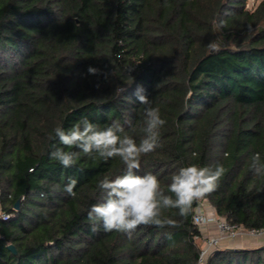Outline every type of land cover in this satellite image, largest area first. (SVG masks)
I'll list each match as a JSON object with an SVG mask.
<instances>
[{
	"label": "trees",
	"instance_id": "16d2710c",
	"mask_svg": "<svg viewBox=\"0 0 264 264\" xmlns=\"http://www.w3.org/2000/svg\"><path fill=\"white\" fill-rule=\"evenodd\" d=\"M247 1L0 0V207L10 214L0 218V264H200V200L187 218L165 210L176 228L92 231L98 182L125 166L81 153L65 169L50 158L61 146L54 129L82 117L101 128L119 121L139 143L138 87L166 123L137 174L157 175L166 190L179 168L220 163L204 198L231 222L264 229V176L251 169L254 153L264 157V0L254 10ZM210 264H264V246L218 247Z\"/></svg>",
	"mask_w": 264,
	"mask_h": 264
},
{
	"label": "clouds",
	"instance_id": "9594fccd",
	"mask_svg": "<svg viewBox=\"0 0 264 264\" xmlns=\"http://www.w3.org/2000/svg\"><path fill=\"white\" fill-rule=\"evenodd\" d=\"M220 47L218 41L208 44V48L213 51H218ZM88 72L96 74L98 69L89 67ZM134 95L137 102L144 106L145 135L139 143L126 133L124 125L119 121L101 128L87 117H82L66 130L62 127L54 129L55 138L61 146L53 145L49 155L65 169L72 168L81 153L105 161L118 157L125 166L126 170L122 175H117L114 179L105 176L98 182L97 187L104 193V200L92 205L87 212L92 231L102 225L105 232L116 231L131 237L141 225L179 227L177 220L163 215L165 210L177 209L179 217L187 218L193 203L214 192L225 172L220 163L214 167L190 164L179 168L171 176L166 190L161 187L157 175L151 172L137 174L141 166L140 158L160 146V129L166 121L161 117L160 110L152 106V100L144 94L142 87H138ZM126 123L131 127L130 121ZM251 161L253 173L264 176V157L256 152L251 156ZM77 183L75 178H68L64 188L68 196H76L74 189Z\"/></svg>",
	"mask_w": 264,
	"mask_h": 264
},
{
	"label": "built area",
	"instance_id": "2783aa9c",
	"mask_svg": "<svg viewBox=\"0 0 264 264\" xmlns=\"http://www.w3.org/2000/svg\"><path fill=\"white\" fill-rule=\"evenodd\" d=\"M9 217L10 214L4 212L0 208V218L8 219ZM193 221L201 230L210 226L216 228L215 233H210L205 236V245L201 248L200 253V264H205L207 257L212 251L220 247V244L227 239H235L241 236H252L257 238L264 236L263 228H247L243 225L233 223L226 217L217 214L214 207L206 198L200 199L193 214Z\"/></svg>",
	"mask_w": 264,
	"mask_h": 264
},
{
	"label": "rangeland",
	"instance_id": "374dc122",
	"mask_svg": "<svg viewBox=\"0 0 264 264\" xmlns=\"http://www.w3.org/2000/svg\"><path fill=\"white\" fill-rule=\"evenodd\" d=\"M261 0H248L247 1V8L251 9V10H254L258 4L260 3ZM209 209V208H207ZM203 230V236L202 237H198L197 238V243L200 245V247L202 248L204 245H205V236L206 235H209L210 233H215L216 231V228H214V231L212 230L211 226L210 227H207V228H204L202 229ZM264 236H262L261 238H263ZM260 237L257 238V237H250V236H241V237H238V238H235V239H243L245 243L247 244H250L251 240L252 239H261ZM230 239H227L225 241H223L220 245V247H222L224 244H227L228 241ZM223 247H226V246H223Z\"/></svg>",
	"mask_w": 264,
	"mask_h": 264
},
{
	"label": "crops",
	"instance_id": "0c3cea01",
	"mask_svg": "<svg viewBox=\"0 0 264 264\" xmlns=\"http://www.w3.org/2000/svg\"><path fill=\"white\" fill-rule=\"evenodd\" d=\"M211 228L214 231V226H211ZM262 245H264V237L261 239H252L250 244L245 243L243 239H230L228 243L224 244L223 246L233 247V248H253Z\"/></svg>",
	"mask_w": 264,
	"mask_h": 264
},
{
	"label": "water",
	"instance_id": "95a60500",
	"mask_svg": "<svg viewBox=\"0 0 264 264\" xmlns=\"http://www.w3.org/2000/svg\"><path fill=\"white\" fill-rule=\"evenodd\" d=\"M19 204H20V198H19V199L16 201V203H15V208H16V209L19 208ZM262 246H264V245H262ZM8 248H9L12 252L16 253V248H15V246H14L13 244H9V245H8ZM210 261H211V254L207 257V259H206V263H205V264H210Z\"/></svg>",
	"mask_w": 264,
	"mask_h": 264
}]
</instances>
